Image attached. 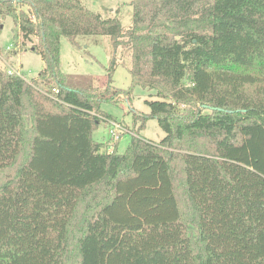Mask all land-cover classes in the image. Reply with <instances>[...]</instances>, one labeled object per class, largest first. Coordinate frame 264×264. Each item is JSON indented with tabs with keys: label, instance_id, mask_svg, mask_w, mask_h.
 <instances>
[{
	"label": "trees",
	"instance_id": "1",
	"mask_svg": "<svg viewBox=\"0 0 264 264\" xmlns=\"http://www.w3.org/2000/svg\"><path fill=\"white\" fill-rule=\"evenodd\" d=\"M131 6L124 30L81 0H0L44 63L29 81L0 69V264H264V0ZM98 36L130 49L127 93L154 91L135 120L158 143L94 141L116 101L61 71L60 42Z\"/></svg>",
	"mask_w": 264,
	"mask_h": 264
},
{
	"label": "rangeland",
	"instance_id": "2",
	"mask_svg": "<svg viewBox=\"0 0 264 264\" xmlns=\"http://www.w3.org/2000/svg\"><path fill=\"white\" fill-rule=\"evenodd\" d=\"M131 1L81 0L86 8L100 14L103 18L116 16L124 30L128 29L132 22L133 8ZM18 9L29 12L27 5L18 7ZM17 31L18 29L11 17L1 18L0 16V69L4 72L9 69L19 71L21 76L29 81L37 77L43 69L44 63L40 55L30 48L32 45L30 42H26L21 48L19 46L18 48L16 47V42L18 45L20 42ZM37 41L33 39L34 43H37ZM76 42L77 46L72 45L68 39L61 38V71L68 75L91 77L93 86L97 89L96 95L98 98L116 101L101 103L100 109L103 112L111 116L114 121L120 123L124 130L137 134L145 140L158 143L165 134L155 119L147 120L145 127L137 132L140 122L136 121L135 117L149 113V108L145 101L151 99L150 97L154 98L155 93L140 87H135L127 93L131 86V78L128 71L130 67V49L125 47L115 49L108 36L78 37ZM7 47L12 50L7 51ZM112 58L115 59L116 65L109 73L108 69ZM108 86L109 89L106 91ZM27 124L29 125V121H27ZM108 130L107 124L101 123L93 133L94 141L102 146L101 152H111L116 145L117 153H124L130 143L132 134L123 130L119 141L113 142L110 139ZM177 173L178 171L175 173L176 179ZM176 195L183 206L184 191L180 186L176 187ZM78 236L79 233L76 229L70 230L69 240L73 255L76 254Z\"/></svg>",
	"mask_w": 264,
	"mask_h": 264
},
{
	"label": "built area",
	"instance_id": "3",
	"mask_svg": "<svg viewBox=\"0 0 264 264\" xmlns=\"http://www.w3.org/2000/svg\"><path fill=\"white\" fill-rule=\"evenodd\" d=\"M6 50L10 51L12 49L10 47H7ZM6 73L22 77L21 73L19 71H13V70L9 69L6 71ZM53 92L57 93V91H55V90H53ZM108 128H109L108 132H109L110 137H111L110 139H112L113 142L119 141L121 135L123 134L122 133L124 130L123 126L116 121H108ZM124 131L128 132L127 130H124ZM128 133L133 135V133H130V132H128Z\"/></svg>",
	"mask_w": 264,
	"mask_h": 264
}]
</instances>
